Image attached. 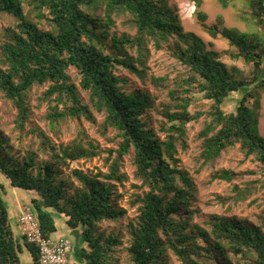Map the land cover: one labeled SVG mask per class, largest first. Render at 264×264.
Segmentation results:
<instances>
[{
    "label": "trees",
    "instance_id": "16d2710c",
    "mask_svg": "<svg viewBox=\"0 0 264 264\" xmlns=\"http://www.w3.org/2000/svg\"><path fill=\"white\" fill-rule=\"evenodd\" d=\"M194 13L211 38L221 37L229 49L221 52L198 35L185 31L178 8L170 0H0V174L12 188L34 195V210L45 236L57 230L53 215L64 220L69 231H79L84 247L81 264H168L170 251L182 264H264V212L260 222L211 214L203 227L193 222L196 199L194 180L177 166V148H185L187 124L201 116L191 114L192 92L210 101L206 121L198 136L202 164L213 165L228 148L238 144L244 157L253 156L261 166L262 180L236 189V200H245L264 187V137L258 124L264 93V34L224 26L222 15L206 24L203 0H190ZM227 8L231 0H216ZM251 17L264 30V0H247ZM46 18V24L41 20ZM122 19L133 30L120 36L109 34ZM109 37V41L107 38ZM172 56L185 67L169 76L147 77L149 46L155 50L169 44ZM106 48L110 50L106 52ZM241 61L227 65L223 56ZM74 67L79 86L87 93L84 102L67 73ZM126 72L166 91L168 101L159 103L160 114L168 122L161 140L144 119L154 106L145 89H123ZM45 86L39 102L48 103L46 120L53 134L67 121L77 125L82 119L108 129L120 139L117 149L102 150L87 139L80 128L66 145L52 143L46 132L30 120L27 105L30 91ZM233 93L240 98L232 112L223 105ZM27 138V149H15ZM106 151L107 172L83 173L73 169L71 177L62 170L71 161L90 159ZM133 153L134 176L140 188L130 202L138 204L136 221L130 224V241L101 229L102 222H116L126 215L118 205L115 184L121 185L124 155ZM45 159L38 161V156ZM237 176L228 170L214 178L231 181ZM115 183V184H114ZM1 188V187H0ZM27 252L38 264L37 247L15 235L8 206L0 195V264H27ZM123 258V262H122Z\"/></svg>",
    "mask_w": 264,
    "mask_h": 264
},
{
    "label": "rangeland",
    "instance_id": "374dc122",
    "mask_svg": "<svg viewBox=\"0 0 264 264\" xmlns=\"http://www.w3.org/2000/svg\"><path fill=\"white\" fill-rule=\"evenodd\" d=\"M172 6L178 8L182 25L185 31L194 32L198 35L206 44L209 42L213 43V49L224 52L229 49L228 42L221 38H211L201 26L200 22L195 17V7L190 0H170ZM202 9L207 14L206 24L211 25L215 23L216 16L222 15L224 19V26L235 27L245 32H257L264 34L263 28H261L250 15L248 9L247 0H231L227 8H222L216 0H203ZM1 24H6L7 20H1ZM46 18L41 20V23L46 24ZM126 32L132 35L134 32L130 27L122 20L117 19L115 25L110 27L109 34H115L120 36L121 33ZM109 41V37L107 38ZM172 41L169 44H163L161 49L155 50L153 46H149L150 56L147 62V77L150 75L158 76H174L184 72L185 67L181 65L171 53ZM106 52H109L106 48ZM223 61L227 65L236 64L240 66L245 72L249 69L247 66L239 61H232L226 55L223 56ZM67 73L70 80L77 87L78 92L84 102L87 101V93L82 91L79 86L80 77L74 67H69ZM119 75L125 77L127 82L123 83V89L126 92L131 91L134 88L145 89L154 98L153 108L147 111L144 119L151 127L156 135L163 140L166 136L165 128L169 126L165 118L160 114L159 103L162 101H168L166 91H159L154 88L147 80L145 84H142L138 78L133 75H129L126 72H121ZM46 89L45 86L33 88L30 91L27 105L30 111V120L36 123L51 139L52 143L56 145H66L68 142L73 140L80 128L85 131L87 139L92 141L95 145L102 150L117 149L118 142L120 141L115 135V131L108 129L105 135L99 131V124L102 122L103 117L97 113L96 123L90 124L86 120L82 119L81 124L77 125L73 121H67L59 126L57 135L53 134L48 126V121L45 116L48 111L47 102H39L41 93ZM192 103L189 106V112L191 114L201 112V116L196 120H193L186 127L185 136V148H177L176 158L178 159L177 166L188 172L189 176L194 180L196 188V199L192 203V209L195 210L193 216V222L203 227H206L203 223L208 219L211 214L220 216H234L239 219H247L254 224L260 222V216L264 212V187L261 186V182L256 183V190L251 194L250 197L245 200H236L237 191L236 189H243L246 183L251 181L262 180L263 172L261 166L253 159V156L247 158L244 157L243 153L239 149V145L236 144L228 148L223 152L220 157L216 160L213 165L202 164V160L199 158L201 151V139L198 134L202 129L204 122L206 121L205 113L209 110L210 101L204 99L200 93L192 92ZM240 98L239 93H233L227 98L223 107L225 111L232 112ZM259 134L264 137V93L261 97V109L260 118L258 124ZM28 139L22 140L19 145L16 142L15 149L18 147L21 149V155L27 149ZM108 156L106 151L102 152L98 156H94L90 159L82 158L71 161L68 168L62 170V177H70L73 169H78L83 173L95 174L98 171L104 173L107 172V164L105 158ZM38 161L45 159L46 156L39 155ZM135 165L133 163L132 151L124 155L121 161L120 172L125 174L126 180L121 184H115L116 193L118 194V205L126 209V215L116 222H102L101 229L107 233L113 231L117 233L123 242V246H127L130 241V224L136 221L138 215V204L132 206L131 201L134 199L135 194H142L147 191L146 187L140 188V181L134 176ZM220 170H228L236 173L237 176L231 181L220 180L214 178L213 175ZM76 183V182H75ZM77 184V183H76ZM0 195L4 199L6 204L12 205L16 200L29 204L30 198L32 197L31 192L15 188L16 193L14 194L13 188L9 185L8 180L0 174ZM31 207V206H30ZM32 208V207H31ZM57 222L63 220L58 214L53 215ZM12 222V221H11ZM64 224V223H63ZM63 226V225H62ZM64 234L72 241V251L69 253V259L71 264H81V258L79 256L80 250L84 247L79 234V231H70L63 226V229H58V233ZM23 262L27 263L29 256L28 253L21 255ZM123 262V258H122ZM168 264H182L180 260L176 258L170 251H168Z\"/></svg>",
    "mask_w": 264,
    "mask_h": 264
},
{
    "label": "built area",
    "instance_id": "2783aa9c",
    "mask_svg": "<svg viewBox=\"0 0 264 264\" xmlns=\"http://www.w3.org/2000/svg\"><path fill=\"white\" fill-rule=\"evenodd\" d=\"M20 234L38 250V264H71L69 253L73 245L66 236H45L31 207H26L17 217Z\"/></svg>",
    "mask_w": 264,
    "mask_h": 264
},
{
    "label": "crops",
    "instance_id": "0c3cea01",
    "mask_svg": "<svg viewBox=\"0 0 264 264\" xmlns=\"http://www.w3.org/2000/svg\"><path fill=\"white\" fill-rule=\"evenodd\" d=\"M13 192L14 194L16 193V190L15 188H13ZM32 196L34 195L33 193H31ZM8 206V211H9V219H10V224H11V227L15 233V235H17L18 237H21V234H20V226L17 222V217L18 215L26 208V207H30L29 204H26L25 202H21L20 200H16L15 203H12V205H10L9 203L7 204ZM12 221V222H11ZM60 223H62V225L64 227H66L65 223H64V220H60L59 221ZM64 223V224H63ZM60 225L57 220H56V226H57V230L52 233L50 236H53V237H57V236H65L64 234L62 233H58V229L62 230L63 229V226ZM67 228V227H66ZM68 230V228H67ZM68 233H70V231L68 230ZM27 253V252H26ZM29 256V254H28ZM27 264H32L31 262V258L29 256V259L28 261H26Z\"/></svg>",
    "mask_w": 264,
    "mask_h": 264
}]
</instances>
